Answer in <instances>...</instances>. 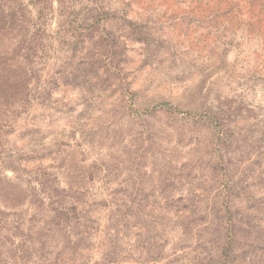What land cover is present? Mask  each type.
<instances>
[{"label": "rangeland", "instance_id": "374dc122", "mask_svg": "<svg viewBox=\"0 0 264 264\" xmlns=\"http://www.w3.org/2000/svg\"><path fill=\"white\" fill-rule=\"evenodd\" d=\"M216 101L234 120L233 198L259 209L261 249L234 264H264V0H0V213L25 218L0 225V264H81L79 227L48 210L80 189L124 195L88 227L91 264L108 249L120 264L210 263L211 231L189 221L218 174L194 109ZM66 230V259L40 258Z\"/></svg>", "mask_w": 264, "mask_h": 264}, {"label": "trees", "instance_id": "16d2710c", "mask_svg": "<svg viewBox=\"0 0 264 264\" xmlns=\"http://www.w3.org/2000/svg\"><path fill=\"white\" fill-rule=\"evenodd\" d=\"M73 4H75V2ZM73 4L72 6H74ZM63 5L64 4H61V7ZM93 10L96 12L98 11V9ZM110 58L111 57H107L103 63L105 62V64L110 66L112 77L118 79L117 66L112 64ZM113 70L115 71L114 73ZM4 77L7 83H11L10 76ZM194 110L197 111V116L193 118L195 125H199L202 128L205 126L203 129L207 130L210 134V150L207 151V156L209 157L210 168L218 174L216 175V184L214 187L215 195H213V199H211V205H206L202 213H191L198 218L189 222L193 223L192 226L195 230L197 227L199 229L203 227V230L206 229L211 231L209 234L210 240L208 241V243L211 244V249L208 251L207 257L205 258H211L212 261L208 264H234L235 260H240L241 255L240 261L244 262L246 260L244 252L247 250V247L249 248L256 244L258 249H261L260 241L256 242L255 240L253 243L249 241L252 221L247 215L250 214L254 216L255 212H258L259 209L253 208L252 206L246 208L239 207L236 203L242 202L243 200L237 199L239 198L237 196L233 198V193L237 189V184L234 181L235 175H233L230 170V162L226 161L227 153H224L223 150L228 147L227 141L234 137V129L232 128L234 120H232L231 115L225 113L223 104L220 102H218L217 105L206 103L202 105L200 109L197 108V110ZM219 178L222 179V181L219 180ZM225 179L226 182H224ZM40 183L42 184V181H40ZM48 198L50 199L48 210L51 214V220L65 217L67 226L73 224L71 222L72 220L76 228L79 227L80 230L77 234V236H79L78 241L73 243L75 246L73 250L79 253L81 264H91L94 259L90 254L93 250V246H84L82 244L83 240H88L92 236L88 227L102 220V210L107 211L105 221L112 220V218L114 219L117 208L121 207L123 204L124 195L119 193H95L89 191V189H80L73 202L60 200L58 199V195H49ZM68 198H71V196ZM116 214L118 215L119 213ZM161 214H163V212ZM148 215H150V213H148ZM163 215L167 216L168 212H165ZM21 219L25 220L23 216H17L15 212L11 215H2L0 213V225L7 224L8 222L21 225ZM19 225L17 227H19ZM261 226L262 225L259 227ZM65 232L64 234L67 239L64 244L55 245L54 247H45V244H43L39 249L41 250V256L39 257L42 258L46 254H53L56 257L59 256V259L63 258V260H65L66 249L72 244L70 242L72 241L70 238L71 231L66 230ZM19 236L20 238L21 236L24 237L23 234ZM3 237L5 238L6 236L3 235ZM27 248V244L22 242L19 246H16L15 249L16 251L21 250L27 252ZM108 251L103 257V262H98V260H96L95 264L122 263L121 257H116L111 253L113 251ZM99 257L102 258V256ZM156 258L158 257L154 259ZM3 262L7 264L9 262L10 264L11 261L3 260Z\"/></svg>", "mask_w": 264, "mask_h": 264}]
</instances>
